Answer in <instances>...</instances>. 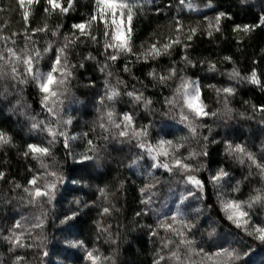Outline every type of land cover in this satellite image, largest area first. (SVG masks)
Segmentation results:
<instances>
[{
	"label": "snow or ice",
	"instance_id": "6c2138e0",
	"mask_svg": "<svg viewBox=\"0 0 264 264\" xmlns=\"http://www.w3.org/2000/svg\"><path fill=\"white\" fill-rule=\"evenodd\" d=\"M78 3L79 0H27V4L39 9L43 22L36 23L35 9L29 21L26 9L20 30L3 35L4 28L0 27V98L14 99V103L9 101L8 111L24 116L29 136L21 143L12 132L0 127V152L6 155L8 150L16 149V155L28 161V178L21 183L7 170L9 161L3 160L0 183L11 192L20 191L15 197L19 205L31 206L27 215L22 208L18 219L13 216L0 224V249H6L0 251V264H68L76 252L82 254L80 264H131L121 261V246L129 242L128 233L137 230L153 243L150 264H251L254 249L264 250V215L256 212L257 208L264 212V98L257 101L241 96L246 109L242 111L233 105L240 89L231 82L256 88L264 97V70H260L264 47L259 50L260 60L253 59L250 69L242 73L231 55L220 57L222 62L232 64L230 70L221 72L212 59L193 55V45L202 35L210 40H215L216 34L223 36V22L227 20L232 21V38L239 42L257 31L264 32V4L251 21L237 22L227 10L218 7L216 0H169L165 23L157 24L163 30L159 34L149 32L137 44L134 21L146 11L159 15L162 9L155 0H92L91 10L69 25L68 31H62V19L48 24L46 17L62 18ZM255 3L256 0H240L247 7ZM19 4L25 5V0H19ZM204 8L213 15L203 13ZM173 10L175 14H171ZM186 12L202 16V20L185 25ZM37 34L44 38L42 46ZM49 35L57 39L62 36L63 42L56 43L47 38ZM82 44L95 45L97 51L77 50ZM176 49H180L178 60L172 58ZM162 56L169 58V66L158 70L149 64L145 78H151L154 89L166 88L169 94L146 95L149 85L133 74L132 66L158 61ZM118 65L119 71H114ZM189 69L196 71L190 75L186 71ZM121 71L142 87L137 89L133 84L129 88L119 75ZM201 71L226 75L229 83L205 82ZM82 80L83 87L93 93L91 104L96 117L89 122L88 131L74 132L70 130L74 116L68 112L67 104L80 102L74 87ZM29 87L36 90L40 112H35L24 98ZM202 90L214 93V107L206 102L208 97ZM119 104L125 107L118 109ZM141 108L142 115L138 111ZM41 113H46L43 119ZM236 117L255 121L260 127L258 145L228 136L215 138L217 122ZM169 121L183 125L182 134L178 135ZM78 142L82 151L77 150ZM110 143L111 151L123 153V147L117 144L129 148L127 166L143 177L139 185L135 180L131 182L139 193L140 207L133 213L134 227L125 232L119 230V224L114 230L109 223L123 213L124 206H118V202L129 187L127 176L117 173L108 179ZM219 144L223 145L226 160L244 169L240 179H234L231 165H211L210 145ZM58 145L63 149V160L56 155ZM69 158L72 164H68ZM31 161L37 162L36 170ZM65 165L71 173L65 171ZM160 170L163 172L158 175ZM204 172L206 177L201 175ZM93 180L99 182L93 184ZM69 183L81 184L79 190L88 189L89 195L73 196L64 209L62 189L66 190ZM246 183L249 191L241 198L237 194ZM209 184L219 210L234 226L228 231L221 229L217 221L207 228L200 227L201 216L213 207L207 203ZM164 185L170 193L174 187L183 186L174 210L166 202L156 206L155 198ZM0 199L6 206L13 202L7 193ZM85 218L91 221L86 231L82 227ZM145 218L151 222L142 223ZM52 228L61 233L56 239L67 248L49 247L54 238L49 232ZM30 252L34 254L32 260L28 258ZM53 255L59 258L53 260Z\"/></svg>",
	"mask_w": 264,
	"mask_h": 264
},
{
	"label": "trees",
	"instance_id": "16d2710c",
	"mask_svg": "<svg viewBox=\"0 0 264 264\" xmlns=\"http://www.w3.org/2000/svg\"><path fill=\"white\" fill-rule=\"evenodd\" d=\"M156 4L160 5L162 12L158 15L155 11H146L144 15H141L134 21L135 25V33H136V43L139 44L141 39H146L148 37V33L155 30L157 34L163 29H158L157 24H164L167 16V4L169 0H155ZM201 2V0H198ZM218 7L221 10H227L232 19L237 22H249L253 19L257 9L261 4H264V0H256V3L252 7L243 6L240 4V0H216ZM63 3V0H61ZM92 0H79L77 7L74 11L70 10L68 14H65L64 17L58 18L56 15L51 17H46L48 24L54 25L57 23L58 19L63 20L64 27L62 29L63 32L68 31V26L74 22H78L81 20L85 12H89L91 10ZM0 27L4 28L3 35H9L11 32L18 31L24 26V21L22 17V13L27 9L30 13L29 21L32 20V13L35 9L36 15V23H42L44 17H41L39 13V9L35 5L27 4V0H25V5L21 6L19 4V0H0ZM202 12L207 14L208 16H212L213 12L204 8ZM171 14H175V10ZM184 23L187 25L188 23L196 20H202V16L195 15L192 13H185L183 15ZM231 20H227L223 22L224 33L223 36L220 34H216L215 40H210L206 35H202L199 39L196 40L195 44L193 45L194 52L193 55L204 56L212 59L216 64L217 67L221 70V72L225 70H230L232 67L231 62H222L220 57L224 55H231L233 59L237 62V65L240 67L242 73L246 72L250 69L253 59L260 60V48L264 47V32L257 31L255 35L251 38H245L243 42H239L232 38L231 32ZM203 26V25H202ZM78 31V30H73ZM37 38L40 39L41 46L43 44V37L41 34H37ZM48 39L56 40V43H62L63 38L62 36L57 39L49 35ZM83 39V38H82ZM240 44V51H237V44ZM18 45L22 46V43L18 40ZM91 50L94 53L97 51V46L95 45H87L82 44L79 46L77 50ZM180 49H176L173 53V59H179ZM123 60L119 62L122 65ZM149 64H154L158 70L169 66V58L167 56H162L159 58L158 61H149L148 64L144 62L138 63L135 66H132V72L135 76L139 77L140 80L144 81V83L148 84V88L146 90V95H153L159 97L161 93L163 95H168V89L164 88H153L151 86V78H145V73ZM177 67H182V65H177ZM206 68L207 66L204 65ZM114 71H119V65L113 69ZM260 70H264V61L260 64ZM83 71V70H81ZM188 74H193L196 70H186ZM91 73H86L85 75H90ZM97 77L102 81V76L99 73L96 74ZM119 75L128 82L129 88L134 84L137 89H140L142 85L138 83L136 80L132 79L129 74L124 72H119ZM200 76L205 77V82H212L218 85L220 84H227L229 83L228 77L226 75H220L219 73L216 74H206L205 72L201 71ZM75 83V82H74ZM83 80L81 83L76 84L74 87V91L76 92V96L79 97L80 102H73L67 104V109L70 114L74 116L73 126L70 129L74 132L79 131H88L89 130V122L96 117L95 110L92 107L91 100H92V91L85 89L83 87ZM113 83H115V79L113 78ZM234 86L240 89V95H238L235 100L233 101V105L240 109L246 110L245 107L241 103V96L244 98H248L251 96L255 100H259L262 97L260 91L256 88L250 87L247 84H236L234 81L231 82ZM174 86V85H173ZM203 95L208 97L206 101L210 106H215V95L210 90H202ZM25 100L32 106L35 112H40L41 106L38 103V97L36 95V90L34 88L29 87L24 94ZM9 101L14 103V99L9 97V100H4L0 98V127H3L16 137L18 142H23L26 139H29V136L26 135V122L25 118L22 115L13 114L8 111L9 108ZM67 103V102H66ZM85 104L87 107L85 108ZM159 107L160 105H155ZM124 104L117 105L118 109L124 108ZM131 107V105H128ZM138 111L143 114V110L138 109ZM46 113H41L40 118L43 119ZM157 120H159V113L156 114ZM151 119V117H149ZM208 123H212L211 119H208ZM169 124L172 125L174 130L177 131V134H182L183 125H180L178 122H171ZM225 124L227 126H225ZM159 125H157L158 127ZM204 134L207 135V129H204ZM92 136V133H89ZM214 135L217 140H220L224 136H228L229 138H235L238 141H245L249 140L254 141L257 145L261 139L260 127L256 124L255 121H244L240 117H236L233 120L224 122L219 121L217 125L214 127ZM171 138V137H169ZM34 139H39V137H35ZM112 143L109 144V151L112 149ZM116 147H123V153L117 151H111V155L107 158V166L111 170V175L108 179L115 177L117 173L121 176L128 177V189L125 193L124 197L118 202V206L123 205L124 211L122 214L116 215L114 218L109 220V223L112 224L113 229H116L117 224H119L120 231L125 232L127 229L134 227L131 221L134 219V210H138L140 207L137 197L139 196L138 191H136V186L132 185V181H136V185L141 184L143 177H138L135 175L136 169L132 168L129 170L128 168V156L131 155L129 148L124 147L121 145H116ZM77 150L82 151L83 149L80 147V142L77 143ZM255 150V149H254ZM210 152H211V160L210 163L213 167L216 166L217 163L223 162V166L229 167V170L233 173L234 179H240L241 173L244 171L239 165L232 164L231 161L226 160L225 154L223 153V145H210ZM127 154V156L125 155ZM56 155L59 159L63 160V149L61 146H57ZM30 159V158H29ZM3 160L9 161L7 165V170L11 172L16 179L20 180L21 183H24L25 180L28 178V174L25 170L28 161H24L21 157L16 155V149H11L7 151L5 155L3 152H0V163ZM48 163L51 164V160H48ZM73 161L71 158L68 160V164H72ZM31 167L33 170H36L38 165L37 162L31 161ZM65 171L71 173V169L65 165ZM163 170H160L157 174H161ZM202 176L207 175L206 172L201 174ZM88 181H85L87 183ZM99 181L93 180L92 183H98ZM256 181H253L255 183ZM81 184H67L66 190L62 189V193L64 199L62 200L63 208L67 209L69 204L68 202L72 200L73 196H80L87 198L89 195V190L84 189L80 191ZM183 186L181 185L178 188L174 187L173 192L168 191V186L164 185L159 188V196L155 198L156 206H160L163 203H167L169 208L174 210L175 202H178V193L181 191ZM249 191V185L246 183L241 190V198L246 196L247 192ZM4 193H7L9 198H12V204L6 206L2 199H0V224L5 223L6 221L12 219L15 216L16 219L19 218V213L21 212L22 208L24 210V214L27 215L28 211L31 209V206L27 205H19L15 200V197L20 195V191L11 192L7 185L0 183V197ZM208 200L207 203L212 204L213 207L210 211H206L201 216L200 227L207 228L209 224L217 221L219 223V227L225 231H228L231 227L230 222L224 218L223 212L219 210V206L215 203V194L212 191L211 185H208ZM195 206V204H194ZM256 212L264 215L259 208L256 209ZM86 223L82 226L83 229L86 231L88 229V225H90L91 221L85 218ZM141 222H151L149 218H145L141 220ZM51 223V221H49ZM58 223V222H57ZM50 235L54 237L51 240L49 245L50 248H55L57 250L61 248H67V245L60 243L57 237L61 236V233L57 232L54 228L49 229ZM129 242L125 243L121 246V254L120 259L121 261H129L131 264H150L151 261V254L153 250V243L149 240V238L140 231L129 232ZM230 238V237H229ZM105 251H107V246H104ZM0 251H6V249H0ZM82 255L79 252H76L74 256L69 258L68 264H80L79 257ZM34 254L29 253L28 258L30 260L33 259ZM59 257L53 255L52 259L56 260ZM251 264H264V250L260 248L254 249V254L251 256Z\"/></svg>",
	"mask_w": 264,
	"mask_h": 264
}]
</instances>
